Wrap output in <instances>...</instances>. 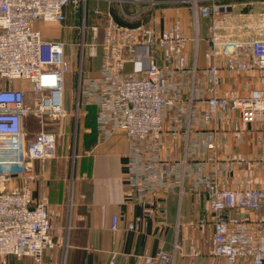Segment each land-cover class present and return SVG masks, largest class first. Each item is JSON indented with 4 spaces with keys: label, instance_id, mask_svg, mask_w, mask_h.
I'll return each instance as SVG.
<instances>
[{
    "label": "built area",
    "instance_id": "2783aa9c",
    "mask_svg": "<svg viewBox=\"0 0 264 264\" xmlns=\"http://www.w3.org/2000/svg\"><path fill=\"white\" fill-rule=\"evenodd\" d=\"M231 1L249 5L260 2L262 8L258 15L250 13L242 22L228 20L225 14ZM102 2L107 5L105 10L98 6ZM92 3L97 7L90 10ZM116 5L120 14L131 19L153 8L189 6L196 41L200 18L211 19L207 40L210 50L205 56L213 63L203 70L194 67L190 73L192 88L199 72L210 81L203 119L208 123L217 112H238L245 124L262 123L264 130V0H0V256L29 257L34 264H45L46 253L58 245L53 240L54 226L46 203L32 202L31 183L35 178L24 176L22 186L10 184L34 162L57 156L62 123L68 114L66 75L73 71V62L66 54L69 48H78L81 58L85 51L90 60L101 57L97 77L86 78L81 62L74 109L77 117L83 107L96 109L101 140L114 130L125 133L126 168L132 190L141 198L162 188L176 186L181 194L185 190L182 163H167L164 167L160 149L165 115L181 102V87L172 82V77L187 71L188 38L179 20L158 34L144 24L119 25L112 9ZM69 14L79 21L74 26L79 39L74 42L47 41L35 27L38 22L64 25ZM98 20L105 26L102 42ZM156 47L161 50L162 65L156 59ZM220 57L226 59V69L232 73L256 72L260 84L253 87L247 82L241 92L233 89L221 94L222 79L216 65ZM146 60L148 65L140 72L126 71L128 64L139 65ZM16 82L30 85L33 109L26 107V88L14 85ZM32 114L41 116V131L28 141L26 119ZM44 116L58 121L59 130L46 129ZM175 129L171 130L172 136L177 135ZM207 148L213 149L214 143H208ZM232 162L240 167L253 163L245 158ZM219 174L220 169L199 174L188 187L197 195L204 191L208 198L209 217L196 223L200 229L213 230L208 254L223 259L224 264H264V188L241 184L219 188L214 178ZM177 176L181 180L176 181ZM117 221L118 217L113 216V231L118 230ZM178 249L175 244L172 253L161 250L154 258L155 264H174ZM191 253L198 251L192 247ZM116 257L112 256L110 264Z\"/></svg>",
    "mask_w": 264,
    "mask_h": 264
},
{
    "label": "crops",
    "instance_id": "0c3cea01",
    "mask_svg": "<svg viewBox=\"0 0 264 264\" xmlns=\"http://www.w3.org/2000/svg\"><path fill=\"white\" fill-rule=\"evenodd\" d=\"M247 5L251 4L231 1L225 18L242 22L250 13L260 11L256 5L257 10L252 8L244 12ZM101 6L103 10L106 9V3H100ZM126 9L131 11V8ZM114 18L123 26L144 24L155 28L157 34L176 20L182 23L188 38L185 45L187 71L182 76L172 77V82L181 87V102L165 115L160 157L164 167L167 163H182L180 172H186L185 190L181 194L176 186L170 190L162 188L141 198L128 181V139L125 133L114 130L106 140H101L96 125V109L82 108L77 117L73 107L74 115L71 116L72 109L69 108L66 92L68 114L63 120V135L60 138L67 139L69 144L61 146L63 150L57 153L56 158L34 162L10 186L24 185V176L35 178L31 183L32 202L46 203L54 226L53 240L58 244L46 253L45 264H110L114 254L117 256L114 264H155L154 258L159 252L165 250L172 253L175 244L179 249L174 264H224L223 259L212 258L208 254L213 230L196 226L201 218L209 217L207 195L204 191L197 195L190 192L188 187L194 184L197 175L220 169L221 174L214 176L219 188L230 189L241 184L263 189L262 123L245 124L238 112H217L208 123L203 119L207 112L209 93L206 88L210 81L199 72L192 88L190 73L194 67L203 70L213 63L205 56L210 50L207 40L211 36V19L200 18L196 41L191 8L186 5L153 8L134 19L114 12ZM90 19L91 22L94 20ZM73 22L78 23V17L70 15L64 26L38 22L35 27L47 41L68 40L71 33L61 30H76ZM98 22L102 42L105 26L102 20ZM154 52L162 65L160 48L156 47ZM147 65L148 60L139 65L128 64L126 71L140 72ZM216 65L222 79L221 94L233 89L241 92L247 82L253 87L260 84V77L254 71L242 74L228 71L224 57H220ZM84 70L86 78L100 75L101 57L87 59ZM71 73L66 75V82L69 77L73 82ZM14 85L26 88L27 100L31 93L28 84L16 82ZM30 116L26 119V126L30 125ZM53 121L47 124L46 129L58 131L59 122ZM31 128V135L34 136L35 129L33 126ZM173 128H176V136L171 134ZM73 130L75 140L71 144L69 137L73 135ZM210 142L214 143L213 149L207 148ZM238 158L253 163L240 167L232 162ZM179 180L180 176H177L176 181ZM115 215L118 217L117 231L111 228ZM62 243L63 246L60 245ZM192 247L198 254L191 253ZM0 264L34 262L29 257L0 256Z\"/></svg>",
    "mask_w": 264,
    "mask_h": 264
},
{
    "label": "rangeland",
    "instance_id": "374dc122",
    "mask_svg": "<svg viewBox=\"0 0 264 264\" xmlns=\"http://www.w3.org/2000/svg\"><path fill=\"white\" fill-rule=\"evenodd\" d=\"M255 4L258 7H260V10H261L262 4L260 2L259 3H255ZM256 5H253V4L250 5V6L247 5V7H244L243 11L244 12H248L249 9L250 10L252 8L253 9H256ZM98 6H100V4H98ZM94 7H97V5H94V4L93 5H90L89 6V9L92 10ZM101 8H102V6H101ZM106 8H107V5H106ZM241 8H242V6H241ZM102 9H104V8H102ZM112 9H113V12H118L119 13V8H118L117 5L116 6H113ZM234 13H236V12H234ZM259 13H260V11L257 13V15ZM257 15H256V17H257ZM76 25H77V23L73 22V26H76ZM43 27H45V26H43ZM61 31L63 33H64V31L65 32H68V33H71V35L69 37V40H71L70 42H74V41H76V40L79 39V35H78V33H77L76 30H61ZM66 54H67V57L69 59H71V61L73 62L72 63L73 64V71L71 73L72 74V80H73V82H71L70 77L68 78V80L66 82V94H67V98H68V102H69V108L72 109V111H71V116H72V115H74V109H73V107L75 108L77 94H78V92H77V88H78L77 82H78V77H79V74H80V70L82 69L81 62L82 63L84 62V67H83V70H84L85 69V62H86L87 59H90V58L87 56L88 52L86 53V51H85V54L83 55V58H81V53H80V50L78 48H77V50H75V49H72L71 50L69 48L67 50ZM90 70H91V68H90ZM28 86H29V89H30V85L29 84H28ZM30 92L31 93H29V96H28V98L26 100V107L29 108V109H33V107H34V102H33V98H32L33 97V92L31 90H30ZM83 108H87V107H83ZM29 118L31 120L30 125L27 124V126H26V132L28 133V136H29L28 141H30L33 138V135H31V134H33L32 128H31L32 126L35 129V132L34 133L37 134L39 131H41V126L39 124V120L41 119V116L38 115V114H33ZM44 121L47 124V123H49L52 120L50 119L49 116H44ZM75 129H76V126H75ZM74 130H73V135H71L69 137V141H70L71 144H74V140H75V132H74ZM67 133H68V131H67ZM68 144L69 143H68V140L67 139L65 141L64 138H60L58 140L57 153H59L61 150H63L62 149L63 147H61L62 145H68Z\"/></svg>",
    "mask_w": 264,
    "mask_h": 264
}]
</instances>
